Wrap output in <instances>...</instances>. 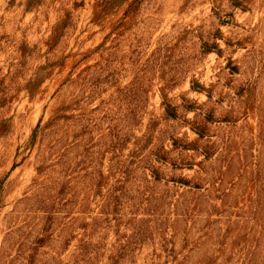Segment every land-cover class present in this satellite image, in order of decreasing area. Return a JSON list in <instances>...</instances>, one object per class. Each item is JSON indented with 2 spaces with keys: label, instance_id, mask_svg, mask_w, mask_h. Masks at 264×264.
I'll use <instances>...</instances> for the list:
<instances>
[{
  "label": "rangeland",
  "instance_id": "1",
  "mask_svg": "<svg viewBox=\"0 0 264 264\" xmlns=\"http://www.w3.org/2000/svg\"><path fill=\"white\" fill-rule=\"evenodd\" d=\"M0 264H264V0H0Z\"/></svg>",
  "mask_w": 264,
  "mask_h": 264
}]
</instances>
